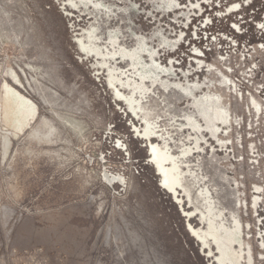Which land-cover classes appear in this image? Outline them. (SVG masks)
Wrapping results in <instances>:
<instances>
[{"label":"rangeland","instance_id":"374dc122","mask_svg":"<svg viewBox=\"0 0 264 264\" xmlns=\"http://www.w3.org/2000/svg\"><path fill=\"white\" fill-rule=\"evenodd\" d=\"M0 264H264V0H0Z\"/></svg>","mask_w":264,"mask_h":264},{"label":"bare ground","instance_id":"6f19581e","mask_svg":"<svg viewBox=\"0 0 264 264\" xmlns=\"http://www.w3.org/2000/svg\"><path fill=\"white\" fill-rule=\"evenodd\" d=\"M76 30H79V29L76 28ZM22 105L23 104L18 103V107H20ZM167 154H163V150H159V148L156 147L155 148V158L153 159V161L155 163H157L159 165L158 168L161 169V171L159 172V174L164 179L162 186L164 187L165 190L169 191L172 194L173 193L175 194V193H177V190L179 188L178 187L179 178H177V175L175 174L174 169L177 168L178 165L176 164L177 162H176L174 156L171 155L169 152H167ZM177 201L178 202H181V200L179 199V195L177 196ZM199 215L201 217H199ZM195 216L196 217L198 216L199 217V220H197V218H194ZM190 218L192 219V221L196 222V225H200L201 224V225H204L205 226L207 224V222L208 223H212V221H213V217L211 218V220H212L211 221L210 218H208L205 215V212L204 211H202L200 213H197L196 215H193ZM192 232H193L192 236L198 238V240L200 239L203 243H207L208 242V240H207V234H203L200 231L195 230V228L193 229Z\"/></svg>","mask_w":264,"mask_h":264}]
</instances>
